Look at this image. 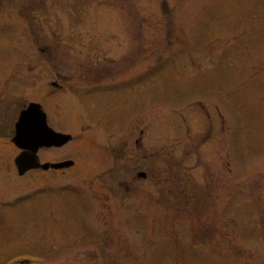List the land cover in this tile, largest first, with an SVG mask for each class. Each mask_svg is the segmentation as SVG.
Returning a JSON list of instances; mask_svg holds the SVG:
<instances>
[{
	"label": "rangeland",
	"instance_id": "374dc122",
	"mask_svg": "<svg viewBox=\"0 0 264 264\" xmlns=\"http://www.w3.org/2000/svg\"><path fill=\"white\" fill-rule=\"evenodd\" d=\"M105 71L133 77L112 107L50 85ZM0 90V264H264V0H0ZM30 103L72 136L39 151L72 179L19 176Z\"/></svg>",
	"mask_w": 264,
	"mask_h": 264
},
{
	"label": "flooded vegetation",
	"instance_id": "af4514ba",
	"mask_svg": "<svg viewBox=\"0 0 264 264\" xmlns=\"http://www.w3.org/2000/svg\"><path fill=\"white\" fill-rule=\"evenodd\" d=\"M75 75H78V77H75ZM53 81L50 83L51 87L53 89H55L56 91H61V92H69L71 93L73 96L80 93V95L84 96L85 94H91V93H95V96H89V101L90 104L92 105V108H104V107H112V100L113 99H122L123 96L126 95V91L131 87L132 85V76L131 74L128 73V71H117V72H98V73H81V74H75V73H67V72H54L53 73ZM76 93V94H75ZM122 93V94H121ZM115 104V103H114ZM3 105V94L0 90V106ZM84 106L86 107V105L84 104ZM62 162V161H59ZM57 163V162H55ZM79 169L74 166L70 167V168H63V169H48L45 170V172H62L64 173V179L61 178L60 180L63 179L64 180H70L72 179V176H68L66 173L67 172H71V171H78ZM32 171H44L43 169H35V170H31L29 172ZM80 171H89V169H80ZM86 176H90L86 174ZM96 176V175H94ZM93 178V177H92ZM91 178V180H92ZM58 179H55L54 181H57ZM59 180V181H60ZM118 197L125 200L124 203L126 202V200L128 199L129 202L125 203V210L126 213L125 215H121L120 211H117V207L114 205L113 206V210H114V216H110L106 213V209H104V214L109 216V218H118L119 222H124L126 223L128 221L129 218H131V211L128 209H131V192H132V188L131 185H124V183L120 182L118 183ZM123 188H124V192H123ZM63 190V189H62ZM66 190V192H68L71 196H72V200H74V203L77 205V208H79L81 211H85L87 213H89L90 211H94V207L96 202L94 201V199H92V196L90 194V192L88 191L87 193L84 191V193L82 194L80 192V190H68V189H64ZM86 193V195H85ZM75 196L78 199V203L77 204V200L73 197ZM86 196L87 201L86 202H82V199H84ZM111 197H113V192ZM114 197H117V194L114 193ZM97 201V200H96ZM73 203V204H74ZM73 209V206H72ZM121 209V208H120ZM115 214H118V216H115ZM97 215H94L93 218H96ZM125 217V219L123 220L122 217ZM100 218V212L98 213V216ZM127 217V218H126ZM87 216H84L82 221L87 220ZM65 251V255H67V251H69L70 248H63ZM90 252H96V248L95 249H87ZM79 253V252H78ZM16 262V260H15ZM19 264H32L29 260H24V261H20L18 260ZM15 264V263H14Z\"/></svg>",
	"mask_w": 264,
	"mask_h": 264
},
{
	"label": "water",
	"instance_id": "95a60500",
	"mask_svg": "<svg viewBox=\"0 0 264 264\" xmlns=\"http://www.w3.org/2000/svg\"><path fill=\"white\" fill-rule=\"evenodd\" d=\"M72 140L71 135L55 132L49 127L47 115L42 106L32 103L21 112L16 124V133L13 138L15 145L22 150L16 159V166L20 175L36 168H67L74 165L73 161L58 164H41L38 152L42 148L62 147ZM140 176H145L140 174Z\"/></svg>",
	"mask_w": 264,
	"mask_h": 264
}]
</instances>
